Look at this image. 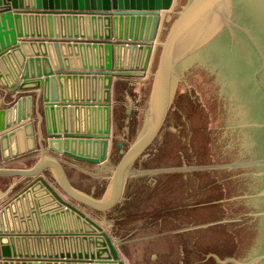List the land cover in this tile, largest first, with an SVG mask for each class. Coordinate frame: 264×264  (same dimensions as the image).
Instances as JSON below:
<instances>
[{
	"label": "water",
	"instance_id": "95a60500",
	"mask_svg": "<svg viewBox=\"0 0 264 264\" xmlns=\"http://www.w3.org/2000/svg\"><path fill=\"white\" fill-rule=\"evenodd\" d=\"M44 18L48 32L39 29ZM17 52L23 61L10 91L23 94L31 78L46 114L75 105L106 110L98 129L46 126L54 151L102 163L106 185L99 198L76 187L50 152L30 167L2 163L0 175L33 177L30 185L52 194L57 213L88 227L55 233L75 248L31 255L4 242L0 228V264H264V0H0V63ZM153 55L148 79H115L113 100L114 77L146 69ZM64 78L99 79L105 95L71 99ZM54 79L58 95L50 91ZM32 103L28 93L15 107L0 106L4 159L18 154L4 151L19 124L34 140ZM258 190L166 212L122 241L88 211L167 208Z\"/></svg>",
	"mask_w": 264,
	"mask_h": 264
},
{
	"label": "crops",
	"instance_id": "0c3cea01",
	"mask_svg": "<svg viewBox=\"0 0 264 264\" xmlns=\"http://www.w3.org/2000/svg\"><path fill=\"white\" fill-rule=\"evenodd\" d=\"M48 24L45 21V25ZM29 26H32L31 23ZM49 26V25H48ZM49 29V27H48ZM35 48V47H34ZM56 56V55H54ZM21 57L20 52H17L15 55L11 54L9 56V54H7L5 62L4 63H0V70L2 71H8L14 75H17V72H19L20 67H19V60L18 58ZM56 58V57H54ZM88 60L85 61H96V60H91L92 58H89L87 56ZM90 59V60H89ZM81 61H83V58H81ZM126 61V60H125ZM70 62H74V60H70ZM76 62H80V59ZM152 63V60H151ZM44 66V65H43ZM46 68H48V66L46 65ZM30 70V72L36 71L37 72V66H30L28 68ZM150 69L151 66L149 64V66H147L146 69H138V70H127V73L123 74V76H115L113 83H112V88H115V79L116 78H126V77H130V76H124V75H130V74H136L137 77L135 78H148L149 77V73H150ZM69 70H79V69H69ZM126 72V71H125ZM141 76V77H139ZM62 81L65 84V95H69L70 90H74V92L80 91L78 88V83L76 82H81V81H85V85H83L82 87L80 86V89H82L83 91L86 92V94L91 95L90 92L94 93L95 95H102L103 88H102V81L101 80H96V79H92L90 80V78H85L84 80L81 79H69L67 78V80L64 78L62 79ZM25 84L26 83V87L27 89L23 90V94L22 93H18V90H11L8 87L6 88H1L0 89V106H4L6 108H10V107H15V104L18 103V99H20L22 96L28 95V93L32 94V117L31 119L34 122L35 125V136H34V140L28 136H25L24 133V129L22 127V124L18 125V135H15L17 140L15 139V136L12 137V145H15V149L14 151H16L17 148V152H23L25 149L29 148L32 149L33 147H36L34 150L35 152L33 154H30L29 157H38L39 155H41V153L47 152V153H54L55 155L60 156L59 158L61 159V161L64 163L65 168L67 170L68 176L70 181L72 182V184H74L76 187L88 192L89 194L99 198L103 195L104 191H105V185H106V176H104V172L102 171V169L104 170L103 166L99 167V164L97 163H93V162H87V161H83V160H76L73 158H70L66 155H64L63 153H58L56 151H54L50 146H49V140L51 138H49L46 126L47 124H50L52 126L55 127H60L62 126V123L65 121L66 126H68V128L70 130H88L91 128H100L102 125H104V120H102V112L101 115L100 113L97 111L98 109H93V107H88L85 108L84 106H69L67 107L68 109H66L65 114L61 112L60 109H56V113L53 112V115L50 113L46 114L45 110L43 108V103L41 102V91L42 88L41 87H34L35 81L31 78L26 79L23 81ZM57 79L52 80L51 85L53 84V86L50 87V91L53 93H55V95L59 94V89H58V84H57ZM113 88V90H114ZM93 89V90H91ZM89 92V93H88ZM112 99L114 100V94H112ZM18 108L19 111L21 113H25L28 109H30V101L28 102V100H23L21 105L18 104ZM100 108V107H99ZM11 110L9 112H7L6 115V120H10L11 119ZM18 114V110L15 108L13 109V115L16 116ZM113 114V112H112ZM51 115V117H50ZM89 115V116H88ZM112 125V123H111ZM43 135V137H42ZM56 144V142L54 143ZM19 146V147H18ZM12 148V147H10ZM79 148V147H78ZM1 149V148H0ZM80 149V148H79ZM12 151V150H11ZM9 148H6V150L4 151L5 154H9L10 152ZM37 155V156H36ZM15 156H10L7 159H4L3 157L0 156V165L2 163L7 164L9 161H12V159L17 158ZM20 156V153L19 155ZM23 157H28L27 154H24ZM19 158V157H18ZM102 165V164H100ZM72 167V168H71ZM70 168V169H69ZM70 170H72V174H70ZM4 175H0V177H3ZM5 177H11L9 175H5ZM13 177V176H12ZM24 178H20L17 177V181H20ZM33 179H30L28 182H26L23 185H20L17 187V189L15 190L16 192L22 191L23 189L27 188V186L30 184V182ZM85 183V184H84ZM90 184V185H86V184ZM3 184V183H2ZM0 184V201H5L7 200L6 198H8L12 192V190L10 191V188L14 187V184L16 185L15 182L10 183H5V184ZM5 185L6 189H2V187ZM8 185V186H7ZM35 191H36V195H38V197H41L40 200L43 204H39L38 205V213H40V223L42 225V231H46V230H54V231H63V232H70L73 230V228H75L76 226H80L83 225L85 228L88 227L87 225H85L84 223H82L81 221H79L78 218H76V216L70 214L69 212H63L61 214H57L55 213L56 210H54L53 208L56 206L55 203L53 202V200L51 199L50 194L48 193V191H46L44 189V187L42 185H35ZM91 187V189L89 190V188ZM7 188L8 191H10L7 195ZM4 191H6L4 193ZM14 192V191H13ZM15 192V193H16ZM14 193V194H15ZM48 203H50L48 205ZM119 208H113L107 212H96L95 210V214L96 215H91L93 217H95L97 220H99L104 226L105 228L108 230V232L113 235L115 238H118L119 240H122L121 238L128 232H130V230L132 231H138L140 228L133 226L132 229V225L129 226V224H127L129 226V228L125 227L124 225H121L122 227H120V225L117 223L118 220H120L122 218V216L119 215V213H125V210H121L118 212ZM155 208H148V212L149 214L152 212V210ZM186 209V208H184ZM45 211V212H44ZM89 212H91L89 210ZM121 214V215H122ZM100 218V219H99ZM102 218H111L113 221L115 220L116 223H112V222H107V224L104 223ZM149 221V220H148ZM151 221V218H150ZM150 221L148 222V224L150 223ZM137 224V223H136ZM128 229V230H125ZM68 246V243H67ZM71 249L75 248L76 245L71 244L70 245ZM122 258L124 259V256L121 254ZM125 260V259H124ZM126 263V261H125Z\"/></svg>",
	"mask_w": 264,
	"mask_h": 264
},
{
	"label": "built area",
	"instance_id": "2783aa9c",
	"mask_svg": "<svg viewBox=\"0 0 264 264\" xmlns=\"http://www.w3.org/2000/svg\"><path fill=\"white\" fill-rule=\"evenodd\" d=\"M41 15L42 14H40V17ZM35 16L36 14H34L32 20H28L33 27L37 25V22L34 18ZM45 21L48 24L45 25ZM45 21L41 20L38 23L39 29L41 31L48 32L51 27L48 26L49 22L46 19ZM18 60L20 67L21 62L23 61L22 56L18 58ZM20 72L21 68L19 72H17V75H14L8 71H2V74L0 75V89H7L9 86H11L17 80V78L20 77ZM30 184L22 191L13 194L9 199L0 201V228L3 233V241L10 243L16 250L29 255L36 252H54L59 251L60 249H66V247H69L71 244L68 241L63 240L61 236H55V233L63 231H54L49 229L42 231L40 213H38V205L43 203L40 200L41 197H38L35 191V185L42 184ZM44 189L48 191L45 187ZM48 193L56 205L54 197L49 191ZM49 204L50 203H48V205ZM53 209L56 210V206ZM56 211L55 213H57ZM61 213L62 212L57 214Z\"/></svg>",
	"mask_w": 264,
	"mask_h": 264
},
{
	"label": "rangeland",
	"instance_id": "374dc122",
	"mask_svg": "<svg viewBox=\"0 0 264 264\" xmlns=\"http://www.w3.org/2000/svg\"><path fill=\"white\" fill-rule=\"evenodd\" d=\"M162 21L160 23V27H159L158 31H160V28H161V25H162ZM153 57H154V55L152 57H150L148 66H149V64H150V66L152 65L151 60H152ZM124 76H130V77H126V78H135V77H137L136 74H130V75H124ZM139 77H141V76H139ZM146 79H148V78H146ZM113 88H112V94H114V90H115V88H114V90H113ZM81 106H83V105H81ZM85 106H84L85 108L92 107V106H89V105H85ZM112 112H113V107H112V110H111V117H112ZM111 123H112V119H111ZM60 127H62V126H60ZM35 148L36 147H33L32 149L27 148L23 152H18V154L16 156L17 158L12 159V161H9L7 163V165H9V166H17V167H30L38 159V157H36V158L35 157H29L30 154H33L35 152V150H34ZM19 153H20V156H18ZM24 154H27L28 157L27 158L23 157ZM0 156L2 157L1 149H0ZM98 164H99V167L102 166V165H100L102 163H98ZM105 166H106V169H107L108 163H106ZM71 171L72 170H70V172ZM102 171H103V169H102ZM45 172H46V175L52 181H54V183H56L51 171L47 170ZM71 174H72V172H71ZM32 178L33 177H26V178H24V179H22L20 181H17V176L5 177V175H4L3 177H0V184H2V183L3 184H5V183H7V184L10 183L11 184L12 182L16 183V185L14 184V187L10 188V191L12 190L11 191L12 193L10 191H8L9 188H7V191H8L7 195H8L9 192L11 194H9L10 196L8 198H6V199H9L16 192L15 190L17 189L18 186L25 184L26 182H28ZM86 185H90V184L87 183ZM2 189H6L5 185L2 187ZM90 189H91V187L89 188V190ZM259 191L260 190L247 192V193H242V194L231 195V196H226V197H220V198H215V199H210V200H204V201H199V202H194V203H188V204H183V205H178V206H172V207H167V208H155V209L152 210V212L150 214L148 212V208H119L118 212L121 211V210H125V213H123V214L119 213V215L122 216V218L120 220H118L117 223L120 225V227H122L121 225L126 224L124 226L127 227V228H129V226L132 225V229H133V226L139 227L141 229V228H143L144 226H146L148 224V222L150 221V218H151L150 222H152L153 220L157 219L158 217H160L161 215H163L166 212H171V211L181 210V209H184V208H191V207H196V206H201V205L221 202V201L235 199V198H240V197H245V196H249L250 194L259 192ZM5 192L6 191H4V193ZM88 208H89L88 211L89 210L91 211L89 213H91L92 215H96L94 209H92L90 207H88ZM96 212H98V211H96ZM102 219H103L105 224H107L108 221L112 222V223H116L115 220L113 221L111 218H102ZM127 224H129V226ZM125 230H128V229H125ZM135 232L136 231L130 230V232L126 233L121 239L124 240L125 238L129 237L130 235H132Z\"/></svg>",
	"mask_w": 264,
	"mask_h": 264
},
{
	"label": "bare ground",
	"instance_id": "6f19581e",
	"mask_svg": "<svg viewBox=\"0 0 264 264\" xmlns=\"http://www.w3.org/2000/svg\"><path fill=\"white\" fill-rule=\"evenodd\" d=\"M75 51L77 50V49H74ZM90 51V50H89ZM7 56V55H6ZM139 59H140V64H142V57H139ZM139 59H138V61H139ZM86 62H88V63H90L91 61H86ZM127 62H129V60L127 59ZM134 61H132V63H133ZM136 62H137V60H136ZM76 79H80V78H76ZM81 80H84V79H81ZM85 82V81H84ZM83 81H81V82H76V83H78V88H79V90L80 91H75L74 92V90H70V93H69V95H67L68 97H70L71 99L73 98V99H87V98H93V97H95V98H99V97H102V95H105V92H103L102 93V95H100V96H98V95H95L94 93H92V92H90V94L91 95H88V94H86V92L85 91H83L82 89H80V86L82 87L83 85H85V83H84ZM91 90H93V89H91ZM89 93V92H88ZM66 109H68L67 107H66ZM93 109H98L97 111L100 113V115H101V112H102V120H104L105 121V114H106V110L103 108V107H101V108H99V106H97V107H95V108H93ZM69 110V109H68ZM66 111V110H65ZM58 144H56L55 146H57ZM71 146H73V147H75V145H72L71 144ZM11 147L12 148H10V153H14V152H16L17 151V148H16V151H14V149H15V145L13 144H11ZM78 147V146H77ZM91 148V146L90 145H88L87 147H86V149H85V151H87V150H89ZM6 150V149H5ZM78 150H80V151H82V148L81 149H79L78 148ZM88 226V225H87Z\"/></svg>",
	"mask_w": 264,
	"mask_h": 264
},
{
	"label": "trees",
	"instance_id": "16d2710c",
	"mask_svg": "<svg viewBox=\"0 0 264 264\" xmlns=\"http://www.w3.org/2000/svg\"><path fill=\"white\" fill-rule=\"evenodd\" d=\"M183 2H184V0H181V4H183ZM70 174H71V173H70ZM259 219H260V218L258 217V218L256 219L255 223L258 222ZM260 236H261V234L258 233V234L255 235V238H256V239H257V238H260Z\"/></svg>",
	"mask_w": 264,
	"mask_h": 264
},
{
	"label": "flooded vegetation",
	"instance_id": "af4514ba",
	"mask_svg": "<svg viewBox=\"0 0 264 264\" xmlns=\"http://www.w3.org/2000/svg\"><path fill=\"white\" fill-rule=\"evenodd\" d=\"M153 60V59H152ZM117 141H118V139L116 140V146L118 147V151H119V149H120V147L117 145ZM124 142V141H123ZM113 145H114V143H113ZM113 149H114V146H112V151H113ZM114 160V159H113Z\"/></svg>",
	"mask_w": 264,
	"mask_h": 264
}]
</instances>
